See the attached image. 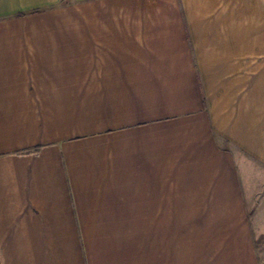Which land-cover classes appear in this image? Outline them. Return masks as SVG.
<instances>
[{"label": "crops", "instance_id": "crops-1", "mask_svg": "<svg viewBox=\"0 0 264 264\" xmlns=\"http://www.w3.org/2000/svg\"><path fill=\"white\" fill-rule=\"evenodd\" d=\"M263 211L264 0H0V264H260Z\"/></svg>", "mask_w": 264, "mask_h": 264}, {"label": "rangeland", "instance_id": "rangeland-1", "mask_svg": "<svg viewBox=\"0 0 264 264\" xmlns=\"http://www.w3.org/2000/svg\"><path fill=\"white\" fill-rule=\"evenodd\" d=\"M25 156H33L32 158L28 159V161H23V163H19L16 161H11L10 164L7 163L8 166L13 167V172H15V167L16 166H22V168L24 169L22 171V174H19V181L21 183V179H23V183L25 182L24 186H27V198L29 196L31 197H39L38 200H42V198H44L47 195L48 198H51L52 195L50 194V192L48 191H57L60 190L61 193L60 194H55L54 198L55 200H59V201H64V202H69V199L67 197L66 194L62 193V191L65 189V179H64V175L62 173L61 170V166H60V161L58 159V154L57 153H53V154H49L48 152H24L22 153ZM40 156V157H39ZM38 157V158H37ZM31 159L33 161H31ZM36 167L35 169H31V167ZM35 170V171H34ZM14 174V173H13ZM37 176V181H39L42 185H44V192L45 194L41 195H32L29 194V190L33 189L32 186V180H34L35 178H32L31 176ZM15 175V174H14ZM27 176V177H25ZM26 180V181H25ZM15 183V178L11 177L10 180V185L8 186H12L13 183ZM19 183V185H20ZM48 193V194H47ZM14 198V195H8V197ZM263 216H264V211L262 212ZM261 222L264 225V217L261 218ZM102 232V231H101ZM97 237V241L96 242H90V244L93 246L95 245L96 248H98V246H102L103 249H110V238L107 239L108 235L107 233L103 232V233H98L96 235ZM255 238H257V240L255 241L256 243V249L258 251V255L260 257V264H264V236H258L257 234L255 235ZM59 243H31V242H23V243H8L7 249H12V250H23V256H25V252H27L28 254H34L37 253V255L39 254V258H36V260H38V264H47V262L49 261H53L51 258L48 259L46 257L47 252H51V253H58L60 252L59 247H58ZM125 244V243H124ZM11 245V246H9ZM48 246H51L50 248H48ZM91 246V251L94 252L93 248ZM71 249V248H70ZM73 249V248H72ZM78 249V248H77ZM63 251V250H62ZM61 251V252H62ZM34 259V258H33ZM62 257L60 258H55V261L61 260ZM31 258L27 257V258H23V262H29L28 264H30Z\"/></svg>", "mask_w": 264, "mask_h": 264}]
</instances>
